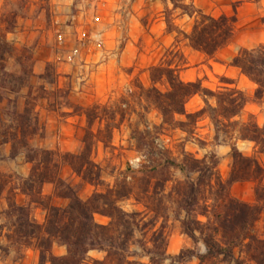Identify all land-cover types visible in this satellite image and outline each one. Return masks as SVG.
<instances>
[{
	"label": "rangeland",
	"instance_id": "rangeland-1",
	"mask_svg": "<svg viewBox=\"0 0 264 264\" xmlns=\"http://www.w3.org/2000/svg\"><path fill=\"white\" fill-rule=\"evenodd\" d=\"M184 2L193 7L184 11L165 0H0V84L4 86L0 102V188L4 180L9 182L8 189L0 192V264L40 261L36 239L26 246L13 245L15 238L9 239L13 227L3 213L9 203V188L28 189L27 180L34 166L25 151L13 156L12 143L4 142L9 138L7 126L15 110L29 109L37 122L36 133L28 138L30 146L58 152L52 162H58V167L53 171L84 199L121 185L125 173L143 160L133 134L143 130L144 124L178 158L183 149L196 158L215 154L225 181L234 166L231 144L264 167L260 145L240 138L241 126L264 125V92H258L259 85L234 62L245 49L264 51V0ZM166 8L171 9L176 26L173 30L167 28ZM222 16L232 20L233 36L229 42L212 54L194 48L188 37L195 24L207 17ZM152 67H159L154 81ZM167 68L174 69L175 76L183 81L199 82L212 93L201 92L188 98V113L204 112L187 126L168 123L157 132L154 127L162 124L163 116L156 97L158 92L170 90L163 71ZM225 88L243 91L247 102L234 118L239 125L235 129L234 125L221 126L223 130L217 137L204 97L217 107L216 96ZM175 119L187 120L179 114ZM87 133H94L90 136L91 158L102 169L99 184L83 179L63 161L64 153L81 151ZM184 178L180 171L174 172L162 194V205H158V200L154 205L158 214L144 205L137 191L119 201L124 210L139 212V226L134 227L129 244L132 264H172L164 252L171 256L185 248L206 252L202 241L195 242L183 233L178 219L184 215L175 204L173 187ZM255 185L251 181L236 182L230 193L253 203ZM59 186L58 180L43 183L38 185L40 195L30 197L17 189L12 201L29 205L35 222L45 225L47 206L68 203L59 197ZM95 220L110 222V218L99 214ZM263 226L264 218L257 224L259 232ZM119 231L125 232L122 228ZM52 252L64 255L67 248L55 242ZM106 256L105 251L92 249L82 264H99ZM185 261L200 264L195 257ZM202 264H212V260Z\"/></svg>",
	"mask_w": 264,
	"mask_h": 264
},
{
	"label": "trees",
	"instance_id": "trees-1",
	"mask_svg": "<svg viewBox=\"0 0 264 264\" xmlns=\"http://www.w3.org/2000/svg\"><path fill=\"white\" fill-rule=\"evenodd\" d=\"M165 1H170L174 8L184 11L193 7L184 0ZM170 14L171 9L166 8L167 28L173 30L176 26ZM232 36V20L222 16L218 19L207 17L197 22L188 38L194 48L212 54L227 44ZM234 62L259 85L258 92H264V51L258 53L256 49H245L234 58ZM155 71H159V67L151 68L153 81ZM163 71H166L170 90L158 92L159 97H156L163 116L162 124L154 127L156 131L168 123L187 126L189 121L204 112L201 110L188 113L185 109L188 98L201 92L205 95L212 93L199 82L183 81L179 76H175V70L172 68ZM1 87H4L2 83L0 102L3 100ZM147 92L150 95L152 90ZM216 97L217 107L211 106L206 97L204 101L211 112L209 117L216 127L218 137L220 130H223L221 126L234 125L235 129L239 125V121L234 118L243 111L247 101L243 91L237 88H225ZM12 114L11 124L7 126L9 138L4 142L12 143L13 156L25 151L34 166L27 180L29 191L26 188L10 187L8 207L3 213L13 227V234L9 236V239L15 238L13 245L22 247L34 239L37 240L40 250L39 264H82L92 249L107 253L105 260L99 264H132L133 261L129 258V244L134 235V227L139 226V212L124 210L119 201L137 191L144 205L158 214L154 205L157 200L158 205H162V194L166 184L174 177L175 171L185 175V178L177 180L173 187L176 194L175 204L184 215L178 216L183 233L195 242L202 241L206 252L198 253L190 248L182 249L178 254L171 256L164 252L166 257L171 258L172 264H186V259L194 257L200 264L208 259L212 260V264H264V230L259 232L257 229V224L264 218V167L253 156L243 154L236 144H231L234 166L229 179L225 181L219 173L215 154L196 158L183 149L180 152L181 158H178L162 142L160 136L155 134L149 125L144 124L143 130L133 134L143 160L125 173L121 185L108 187L105 191L95 192L84 199L73 186L66 185L61 178H57L53 171L54 167H58V162L52 165L54 157L59 155L58 152L34 149L30 146L28 138L36 133L37 122L33 120L29 109L25 107L23 111L15 110ZM177 114L184 115L187 120H176ZM31 127L34 129L31 130ZM90 136H94V133L86 134L84 146L79 153H64L63 161L83 179L99 184L102 169L91 158L93 148ZM240 138L256 142L264 152V125L241 126ZM130 175L131 180H128ZM57 180L60 182L59 197L67 199L68 203L65 206H47L45 225L35 222L29 205L12 201L13 193L17 189L28 197L40 195L41 189L38 185L46 182L56 183ZM240 181L256 184V198L253 203L231 195L230 188ZM8 185V180H4L0 192L8 189ZM35 187H38V190L35 191ZM158 195L161 196L157 198ZM96 214L110 218V222L98 223L95 220ZM120 228L125 232H120ZM55 242L66 246V254H53L52 246Z\"/></svg>",
	"mask_w": 264,
	"mask_h": 264
}]
</instances>
